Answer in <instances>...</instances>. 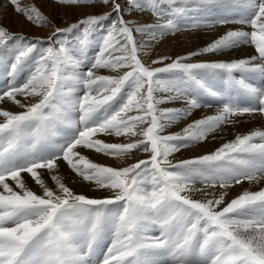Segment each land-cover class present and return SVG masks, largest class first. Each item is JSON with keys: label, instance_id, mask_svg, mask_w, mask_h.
Wrapping results in <instances>:
<instances>
[{"label": "snow or ice", "instance_id": "obj_1", "mask_svg": "<svg viewBox=\"0 0 264 264\" xmlns=\"http://www.w3.org/2000/svg\"><path fill=\"white\" fill-rule=\"evenodd\" d=\"M55 2L102 3L110 11L59 27L35 3L7 0L29 23L53 30L29 38L0 24V264H264V130L170 159L239 117L264 116V0ZM145 11L155 22L125 18ZM102 25L105 31L92 35ZM218 25L244 27L228 28L188 55L150 62L136 37ZM77 29L79 39L66 43ZM245 45L255 54L194 59ZM176 100L184 106L159 107ZM213 105L214 114L164 134ZM245 182L250 187L229 195ZM153 227L158 232L149 235ZM105 236L109 243L94 260Z\"/></svg>", "mask_w": 264, "mask_h": 264}, {"label": "bare ground", "instance_id": "obj_2", "mask_svg": "<svg viewBox=\"0 0 264 264\" xmlns=\"http://www.w3.org/2000/svg\"><path fill=\"white\" fill-rule=\"evenodd\" d=\"M36 4L40 6V8L44 9L46 12H48L50 15H53L54 21L56 24H59L60 27L66 26L67 22L72 19H74V16L80 15L84 16L88 13H95L96 9L93 8H62L61 10L58 8V6L52 4L49 2V0H33ZM31 3V2H30ZM26 5V3H25ZM99 7H97L98 9ZM101 8V7H100ZM108 11V8H105ZM218 9L213 8V12H210L211 15ZM97 12V11H96ZM151 15V14H150ZM211 15H209L211 17ZM61 16V17H59ZM133 18H135L136 21L139 23L136 24H148L155 22L152 17L143 14L142 12H133L131 14ZM130 16V17H131ZM129 17V18H130ZM49 18V17H48ZM63 18V19H60ZM132 18V17H131ZM167 19V17H165ZM52 22V20H51ZM0 23L7 28H9L14 33L19 34H27L30 35V37H47L51 34V29H38L27 22H25L21 17H19L17 14L14 13L13 8L11 5L7 4V0H0ZM54 25V24H53ZM230 26V25H229ZM228 28H236V27H224V26H215V27H202L196 30H186V31H180L173 34L165 35L163 38L157 37L155 40L152 38H144L141 39V43L145 44L149 49V55L145 57V60L148 62L151 61V59H155L159 56L168 55L173 58L181 55H188L191 52L197 51L203 47H205L208 43L212 42L213 40L219 38L221 35L225 33V31ZM247 30V29H246ZM249 30V29H248ZM251 55H254V51L249 46H241L236 49L227 51L222 54H208L204 56H198L195 57V60H230V59H240V58H247ZM162 65H154V67H159ZM100 74H109L108 71L105 70H98ZM166 76L172 75V74H165ZM237 76L240 74L237 73ZM218 80L219 78L216 77ZM213 79V83L214 80ZM6 80L2 73V70H0V89H2L5 86ZM219 84V83H216ZM159 96H166L168 93L166 92H159ZM202 99L207 103L208 98L202 97ZM9 108L15 109L14 105H6ZM183 101L176 100L171 101L169 103H162L159 105L161 109H167V108H179L183 107ZM217 111L216 106L211 107H202L198 110H195L191 116L187 117L186 119H182L178 122H175L171 124L169 127L166 128L164 134H174V133H180L182 129L191 123L192 121L196 119H200L203 116L206 115H212ZM238 123L235 125L225 126L222 130H218L215 133H212L209 135L208 139L193 145L192 147L186 148L184 151H179L174 153L173 161H179L182 159H189L193 158L202 154H207L210 151H214L218 146L221 144L232 140L235 138L237 134H245L249 132L250 130L255 129H261L264 130V120L261 116L255 115L252 118L248 117H239ZM61 138V137H60ZM62 139V138H61ZM60 139V140H61ZM113 139H123V138H113ZM59 140V141H60ZM86 154L89 156L90 159L101 162V163H108L112 164L115 163L111 158L102 157L100 154L86 152ZM145 154H141V158H144ZM62 172L67 174V170L62 168ZM199 186V185H197ZM79 187V186H78ZM250 187L247 182H245L242 185H238L234 187L229 195L234 196L238 190L248 188ZM87 191V189H84ZM99 192H91L90 195H100ZM198 195V194H197Z\"/></svg>", "mask_w": 264, "mask_h": 264}, {"label": "rangeland", "instance_id": "obj_3", "mask_svg": "<svg viewBox=\"0 0 264 264\" xmlns=\"http://www.w3.org/2000/svg\"><path fill=\"white\" fill-rule=\"evenodd\" d=\"M31 2V3H30ZM49 2H51L52 4H54V5H56V6H58V8L61 10L62 8H64V7H62V6H60V5H58L56 2H55V0H49ZM121 2L123 3V0H121ZM25 3H26V5H31V4H33V3H35V2H33V0H23V4L25 5ZM36 4V3H35ZM38 7H40L38 4H36ZM94 7V9H96V11H95V13H97V14H102V13H104V12H106L107 10L105 9V8H107L105 5H103L102 3H97V4H95L94 6H91V7H82V8H93ZM97 7H99L98 9H97ZM101 7V8H100ZM165 8L167 7L166 5L164 6ZM66 8V7H65ZM67 8H69V7H67ZM43 12H44V14L47 16V17H49V19L50 20H52V25L54 24V26H59L60 27V25L59 24H56V22L54 21V19H51V18H53V15H50L48 12H46L44 9H42V8H40ZM108 11H110V9H108ZM15 13V12H14ZM141 13V12H140ZM143 14L145 13L146 15H148V16H150V17H152L153 18V20L155 21V17L154 16H152V15H150V13L149 12H142ZM16 14V13H15ZM131 14H133V12L131 13ZM208 15H211V13L209 12V13H207ZM19 17H21L25 22H27L28 24H30L31 26H33V27H35V28H38V29H46V30H48V29H51V30H53L52 28H48V27H37V26H35V25H33V24H31V23H29L22 15H19V14H17ZM131 15H126V19H128V20H131V21H134V22H136V23H139L138 21H136L135 20V18H133V16H131ZM59 17H61V16H59ZM83 16H80V15H75L74 16V19H72V20H70L69 22L68 21H66L67 22V24H66V26H64V27H67V26H69L70 24H72V23H75V22H77V20L78 19H80V18H82ZM130 17V18H129ZM60 19H63V18H60ZM106 23L107 22H105V25H106ZM1 24V23H0ZM139 25V24H138ZM141 26L142 25H144V24H140ZM244 27V26H240V25H228V27ZM224 27H227V26H224ZM247 28L245 27V30H246ZM248 30V29H247ZM250 30V29H249ZM79 29H77L76 30V32H74L73 34H69L65 39H66V43H70V44H72V43H75L76 42V40H78L79 39V36L77 35V33H79ZM105 31V26L104 25H102V26H100V27H98L97 29H96V31L92 34V35H94V36H99L100 34H102L103 32ZM12 32V31H11ZM14 33V32H13ZM15 34H19V33H15ZM21 35H23L22 33H21ZM24 36L25 37H29V38H31L30 37V35H27V34H24ZM33 37H35V36H33ZM136 37H137V40L141 43V39H144V38H148L149 36L148 35H140V34H136ZM245 46H247V45H245ZM253 51H254V48L253 47H251V46H249ZM89 51H91V49H89ZM255 54V53H254ZM89 59H91V57H89ZM101 70H105V71H108V70H106V69H101ZM214 82L215 83H219V80L216 78L215 80H214ZM251 82H258V81H251ZM257 115H259V114H257ZM260 116V115H259ZM262 118H263V120H264V116H261ZM62 138V135H57V136H54L52 139H53V142L55 143V142H59V140ZM186 148H184V149H182L181 151H184ZM170 159H172L173 160V156H171L170 157ZM173 162H176V161H173ZM157 232H158V229H156L155 227H153V228H150L149 229V235H154V234H157ZM108 243H109V239H108V237L107 236H105L101 241H99V243H98V245H97V248H98V251H97V253H96V256L95 257H93V259L94 260H99V259H101L102 258V252L106 249V246L108 245Z\"/></svg>", "mask_w": 264, "mask_h": 264}]
</instances>
